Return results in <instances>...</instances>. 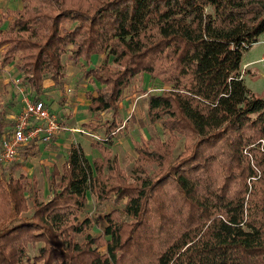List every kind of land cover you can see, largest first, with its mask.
I'll use <instances>...</instances> for the list:
<instances>
[{"label":"trees","instance_id":"16d2710c","mask_svg":"<svg viewBox=\"0 0 264 264\" xmlns=\"http://www.w3.org/2000/svg\"><path fill=\"white\" fill-rule=\"evenodd\" d=\"M17 1L0 29V65L15 56L37 98L45 78L62 87L63 56H101L80 76L97 84L84 93L89 113L108 115L84 124L100 131L90 144L99 156L89 163L70 145L46 200L34 177L0 174V264H264V98L239 71L241 52L264 36V0ZM136 74L164 86L145 104L167 134L135 141L126 175L110 147ZM34 142L18 148L22 160ZM88 192L111 204L97 235L79 218Z\"/></svg>","mask_w":264,"mask_h":264},{"label":"rangeland","instance_id":"374dc122","mask_svg":"<svg viewBox=\"0 0 264 264\" xmlns=\"http://www.w3.org/2000/svg\"><path fill=\"white\" fill-rule=\"evenodd\" d=\"M71 1V0H70ZM74 2H81L85 0H72ZM20 4V2H19ZM21 7V5H20ZM257 40L258 43L252 44L246 50L241 52L240 60V75L244 86L248 88L258 98H264V64L260 59L264 55V36L260 35ZM14 56L11 62H15ZM64 62V83L70 87V93L65 94L62 91L63 86L57 89L52 85L53 93L43 92L42 96L35 97L34 93L28 90L19 76V72L15 67H6L3 78L0 80V87L4 90L3 97L0 93V109L4 123L3 129L9 131L14 125L16 116L21 111L20 97L21 92L27 93L29 98L42 99L44 106L49 109L50 114L55 118L58 124L57 132L50 135V139L46 142H38V150L33 155L23 160L20 168L11 170L8 165H0V174L18 175L20 170L32 176L35 179L38 198L46 200L49 197L48 191V176L53 166L60 167L63 158H65L66 150L70 145H78L83 147V155L90 163L99 154L93 148H90L91 142L100 137L99 129H88L84 124L95 122L97 116L100 119L105 118L102 114L94 116V112L88 111L87 101L84 99V93L92 89L94 82L88 79L81 78V72L90 66L98 65L101 62V56H92L88 63L80 62L78 64H71L66 57L63 56ZM246 64V65H244ZM136 74L124 89L121 102H125L119 111L120 114V130L114 133V142L110 147L112 154L117 159V164L124 170L126 175L132 174V169L137 165L134 164L136 153L133 149V143L139 140H146L150 137L158 139V141H165L166 134L163 132L159 124H150L146 119V96L150 93L159 94L163 91L164 86L156 79H150L148 75ZM51 81L48 78L44 79V84ZM46 86V85H45ZM47 91V89H45ZM7 115L3 116L4 113ZM34 121V120H33ZM156 139V140H157ZM183 139L175 140L171 144L172 154H177L182 149ZM80 147V149H81ZM19 156V155H18ZM153 164H142L147 169L153 167ZM4 168V170H3ZM87 205L80 212L79 218L82 220L88 218L92 220V229L89 230L91 234H100L104 228L105 213L111 209V204L108 201L98 204L89 192L86 194ZM81 234L77 235L76 240L82 241ZM103 251V249H102Z\"/></svg>","mask_w":264,"mask_h":264},{"label":"built area","instance_id":"2783aa9c","mask_svg":"<svg viewBox=\"0 0 264 264\" xmlns=\"http://www.w3.org/2000/svg\"><path fill=\"white\" fill-rule=\"evenodd\" d=\"M258 42L257 40L254 43ZM262 42L264 43V40ZM260 61L264 64V55ZM21 93L22 109L16 116L12 128L1 136L0 165L17 162V150L20 146L31 140L46 142L50 135L59 129L54 116L41 100L29 98L27 93Z\"/></svg>","mask_w":264,"mask_h":264},{"label":"crops","instance_id":"0c3cea01","mask_svg":"<svg viewBox=\"0 0 264 264\" xmlns=\"http://www.w3.org/2000/svg\"><path fill=\"white\" fill-rule=\"evenodd\" d=\"M20 5L21 4H19V1H17V0H0V29H4V27L6 26V24H7V22H8V20H9V15H7V12L10 10V11H12V10H15V9H18V8H20ZM244 65H246V64H244ZM6 67H14V63L13 62H9L7 65H5ZM5 66H1L0 65V80L3 78V83L4 82H6L5 81V79H4V76H5V72H4V68H5ZM145 74H143V76H144ZM142 76V77H143ZM46 85V86H45ZM62 86L64 87V88H62V91L65 93V94H69L70 93V87L69 86H66L65 85V83L63 82V84H62ZM45 89H47V91L45 90ZM51 90H53V87H52V82L50 83V82H48L47 84H44V80H43V82H42V90H41V92L43 93L44 91L45 92H48L47 93V95L49 94V93H53ZM4 90H2V87H0V93L2 94V97H3V92ZM42 93L38 96V97H40V96H42ZM39 99V98H38ZM40 100V99H39ZM41 101H42V99H41ZM43 103H44V101H42ZM124 101L123 102H119V111L121 110V106L122 105H124ZM0 111H1V109H0ZM4 113V112H3ZM3 116H6L7 117V115L4 113V115ZM2 120H3V117H2V114H1V112H0V123H2L3 125H4V123L2 122ZM6 132V131H5ZM38 142H41V141H39V140H35V144H36V146H35V153L37 152V150H38V145H39V143ZM27 144V143H26ZM22 146H25V145H22ZM21 146V147H22ZM80 147H81V145H80ZM68 149V148H67ZM81 150L83 151V147H81ZM84 152V151H83ZM17 153H18V150H17ZM66 153H67V151H66ZM18 155H19V153H18ZM65 157H66V155H65ZM26 158H30L29 157V155H26L25 156V159ZM64 160H65V158H63V160H62V162H61V164L64 162ZM17 162H20L21 164H22V162H23V160H22V157L19 155L18 156V160H17ZM60 164V165H61ZM59 165V166H60ZM23 172V171H22ZM28 176V175H27ZM29 177V176H28Z\"/></svg>","mask_w":264,"mask_h":264}]
</instances>
